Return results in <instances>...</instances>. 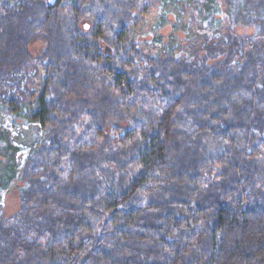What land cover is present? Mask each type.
<instances>
[{"label": "trees", "instance_id": "16d2710c", "mask_svg": "<svg viewBox=\"0 0 264 264\" xmlns=\"http://www.w3.org/2000/svg\"><path fill=\"white\" fill-rule=\"evenodd\" d=\"M235 1L202 7L264 42V0ZM148 9L0 0V264H264V52L225 25L147 46Z\"/></svg>", "mask_w": 264, "mask_h": 264}, {"label": "rangeland", "instance_id": "374dc122", "mask_svg": "<svg viewBox=\"0 0 264 264\" xmlns=\"http://www.w3.org/2000/svg\"><path fill=\"white\" fill-rule=\"evenodd\" d=\"M203 3L204 0H149L148 11L132 28L133 35L147 46L168 45L185 54L189 52L190 46L202 40L203 36L220 35L223 32L221 26L225 25L230 26L237 35L248 37L250 42L255 41L252 38L257 39L259 52H264V42L261 37H257L259 27L254 21L248 22L243 17L236 19L226 13L224 7L221 8L218 3L216 11H206L202 7ZM0 125L14 135L19 131L18 123L3 113H0ZM33 135L27 131L24 138L20 136L17 140L16 145L20 147L19 157L26 154ZM19 201L17 191L1 190L0 214L7 216L16 211Z\"/></svg>", "mask_w": 264, "mask_h": 264}]
</instances>
